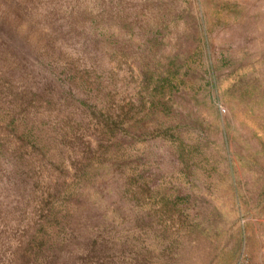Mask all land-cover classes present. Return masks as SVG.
<instances>
[{
    "label": "rangeland",
    "instance_id": "374dc122",
    "mask_svg": "<svg viewBox=\"0 0 264 264\" xmlns=\"http://www.w3.org/2000/svg\"><path fill=\"white\" fill-rule=\"evenodd\" d=\"M264 264V0H0V264Z\"/></svg>",
    "mask_w": 264,
    "mask_h": 264
},
{
    "label": "bare ground",
    "instance_id": "6f19581e",
    "mask_svg": "<svg viewBox=\"0 0 264 264\" xmlns=\"http://www.w3.org/2000/svg\"><path fill=\"white\" fill-rule=\"evenodd\" d=\"M238 264H246L244 261H240V263H238Z\"/></svg>",
    "mask_w": 264,
    "mask_h": 264
}]
</instances>
